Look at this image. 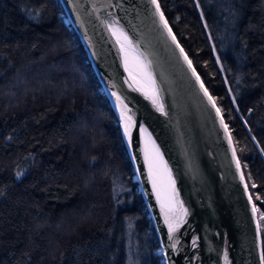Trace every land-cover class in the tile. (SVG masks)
Masks as SVG:
<instances>
[{
	"label": "trees",
	"instance_id": "16d2710c",
	"mask_svg": "<svg viewBox=\"0 0 264 264\" xmlns=\"http://www.w3.org/2000/svg\"><path fill=\"white\" fill-rule=\"evenodd\" d=\"M157 2L227 125L264 255V0ZM133 177L59 0H0V264H164Z\"/></svg>",
	"mask_w": 264,
	"mask_h": 264
},
{
	"label": "water",
	"instance_id": "95a60500",
	"mask_svg": "<svg viewBox=\"0 0 264 264\" xmlns=\"http://www.w3.org/2000/svg\"><path fill=\"white\" fill-rule=\"evenodd\" d=\"M59 2L118 119L164 264H264L257 209L227 125L160 7L152 0ZM125 47L140 58L149 86L130 73ZM144 135L159 157L164 195ZM178 220L170 238L169 223Z\"/></svg>",
	"mask_w": 264,
	"mask_h": 264
},
{
	"label": "bare ground",
	"instance_id": "6f19581e",
	"mask_svg": "<svg viewBox=\"0 0 264 264\" xmlns=\"http://www.w3.org/2000/svg\"><path fill=\"white\" fill-rule=\"evenodd\" d=\"M125 52H126V64L130 73L133 75L135 80L139 82L141 85H143L144 87L149 86L148 74L140 58L127 47H125ZM143 140L145 146L146 159L150 173L153 178L155 188L160 195H164L165 188H164V181L162 177L159 157L152 142L146 135L143 136Z\"/></svg>",
	"mask_w": 264,
	"mask_h": 264
},
{
	"label": "snow or ice",
	"instance_id": "6c2138e0",
	"mask_svg": "<svg viewBox=\"0 0 264 264\" xmlns=\"http://www.w3.org/2000/svg\"><path fill=\"white\" fill-rule=\"evenodd\" d=\"M153 4H156V8H157V11H159V4L157 3V0H152ZM160 18L161 20L163 21L164 20V17H163V13L160 14ZM165 27H167V22L165 21ZM125 39H127V37H125ZM173 40H175V37H173ZM181 51H183V49H181ZM185 59L187 60V57H185ZM189 63V66H191V61H188ZM197 79H199V77H197ZM201 87H203V85H201ZM205 94L207 95V91L205 90ZM119 99V98H118ZM209 100H212V97L209 96ZM154 103L156 102L155 100L153 101ZM213 106H215V102L213 101ZM161 111H162V108H161ZM219 109H217V112L219 113ZM122 116H124V113L122 112L121 113ZM126 120H129L130 118L129 117H125ZM128 130V124L126 123L125 124V131L127 132ZM180 208L182 210V214L183 215H187V210L186 209H183V205L181 204L180 205ZM256 209H255V206H253V212H255ZM179 223L180 221L178 220L177 223L175 224V226L172 224V223H169V236L171 238V234L174 233L176 231V229L179 227ZM193 243H195V241H193ZM262 260H264V255H262L261 257ZM225 260H227V256L225 257Z\"/></svg>",
	"mask_w": 264,
	"mask_h": 264
},
{
	"label": "rangeland",
	"instance_id": "374dc122",
	"mask_svg": "<svg viewBox=\"0 0 264 264\" xmlns=\"http://www.w3.org/2000/svg\"><path fill=\"white\" fill-rule=\"evenodd\" d=\"M135 249H136V251L134 250V253L136 254L137 253V249H138V245H137V243L135 244ZM152 253V252H151ZM133 261H137L136 259L134 260V258H133Z\"/></svg>",
	"mask_w": 264,
	"mask_h": 264
}]
</instances>
